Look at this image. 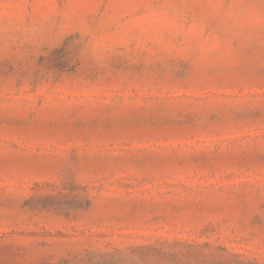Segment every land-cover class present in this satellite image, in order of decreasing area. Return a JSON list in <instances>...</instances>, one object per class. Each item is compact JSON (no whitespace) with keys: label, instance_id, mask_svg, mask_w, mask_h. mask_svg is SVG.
Wrapping results in <instances>:
<instances>
[{"label":"rangeland","instance_id":"374dc122","mask_svg":"<svg viewBox=\"0 0 264 264\" xmlns=\"http://www.w3.org/2000/svg\"><path fill=\"white\" fill-rule=\"evenodd\" d=\"M0 264H264V0H0Z\"/></svg>","mask_w":264,"mask_h":264}]
</instances>
